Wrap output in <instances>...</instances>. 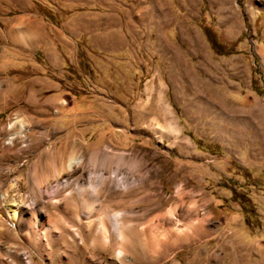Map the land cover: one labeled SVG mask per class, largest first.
Segmentation results:
<instances>
[{
	"label": "rangeland",
	"instance_id": "rangeland-1",
	"mask_svg": "<svg viewBox=\"0 0 264 264\" xmlns=\"http://www.w3.org/2000/svg\"><path fill=\"white\" fill-rule=\"evenodd\" d=\"M124 1L0 0V264H264V0Z\"/></svg>",
	"mask_w": 264,
	"mask_h": 264
},
{
	"label": "crops",
	"instance_id": "crops-1",
	"mask_svg": "<svg viewBox=\"0 0 264 264\" xmlns=\"http://www.w3.org/2000/svg\"><path fill=\"white\" fill-rule=\"evenodd\" d=\"M106 1L108 2L109 0ZM113 1L116 3L115 5L125 4L124 0H113ZM118 10L119 9L112 10L111 13L99 12L98 10L81 11V12L73 10V12L66 15L63 24H65L68 27L69 25H72L73 29H63V31L67 33V36L73 39V43L71 45L69 42H65L64 43L65 48L70 51L74 50L75 54L82 51H90V52L95 51L98 50V48L100 49L115 48L114 47L115 44L113 43L112 40L114 36L122 34L121 29H116V28L122 27L119 17H123L124 15V13L122 14L123 10H119V11ZM81 19L83 21L84 19H87L88 26L84 27V29H80L78 24L75 25ZM100 19L103 22L99 23L98 21H100ZM80 25L82 26L81 21H80ZM98 27H100L101 29H98ZM108 27L113 29H107ZM99 38L103 41L102 43L104 42L108 43L107 44L108 46L104 44H100L101 42L99 41ZM75 40H80V42H77ZM91 53L88 56H91Z\"/></svg>",
	"mask_w": 264,
	"mask_h": 264
},
{
	"label": "bare ground",
	"instance_id": "bare-ground-1",
	"mask_svg": "<svg viewBox=\"0 0 264 264\" xmlns=\"http://www.w3.org/2000/svg\"><path fill=\"white\" fill-rule=\"evenodd\" d=\"M156 132H164L162 129H160L159 127L158 128H155L154 129ZM167 133H168V131H167ZM10 148V147H9ZM8 149V148H7ZM11 150V149H10ZM105 160H108L106 163H107V165L109 166V167H111L112 165H113V160H111V159H109V157L107 158H104ZM90 161H92V160H90ZM81 163H82V160H81V158H77L76 156H68V158H67V161H66V165L64 166V168L66 169V170H70L71 171V169L72 168H74L75 166H80L81 165ZM91 163V162H90ZM118 164V163H117ZM112 169H113V166L111 167ZM114 170V169H113ZM109 179H112V177L111 176H109ZM114 182V181H113ZM89 183H90V181H89ZM89 185V184H88ZM88 187V186H87ZM91 190H94L93 189V187L91 188ZM123 195L125 194V193H122ZM20 203L21 202H18L17 204H15L14 205V208L13 209H10V219L12 218L14 221H15V226L17 227V225H24L26 228H29V221L27 222L25 219H24V217H23V212H22V209H21V205H20ZM75 211V210H74ZM74 211H70V213H72V212H74ZM111 219H113V217L111 218ZM34 229V228H33ZM29 230V229H28ZM35 230V229H34ZM48 230V229H47ZM49 231V230H48ZM31 232H33V231H31ZM34 233V232H33ZM75 236H76V234H75Z\"/></svg>",
	"mask_w": 264,
	"mask_h": 264
}]
</instances>
